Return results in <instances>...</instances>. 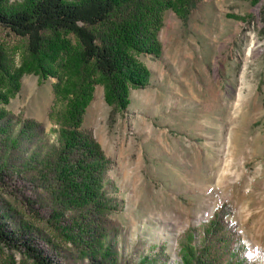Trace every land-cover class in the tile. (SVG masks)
I'll use <instances>...</instances> for the list:
<instances>
[{
  "label": "rangeland",
  "instance_id": "1",
  "mask_svg": "<svg viewBox=\"0 0 264 264\" xmlns=\"http://www.w3.org/2000/svg\"><path fill=\"white\" fill-rule=\"evenodd\" d=\"M158 37V54L133 53L149 74L124 107L98 80L85 108L83 127L112 161L103 189L116 205L99 252L109 264H184L190 231L202 234L227 203L250 264H264V0H200L186 16L168 8ZM0 44L12 74L0 72V226L24 228L57 264H89L85 238L49 222L34 163L59 145L73 78L61 55L58 75L24 68L27 38L1 25ZM28 119L37 129L20 133ZM20 244L0 236V264H36Z\"/></svg>",
  "mask_w": 264,
  "mask_h": 264
},
{
  "label": "trees",
  "instance_id": "2",
  "mask_svg": "<svg viewBox=\"0 0 264 264\" xmlns=\"http://www.w3.org/2000/svg\"><path fill=\"white\" fill-rule=\"evenodd\" d=\"M199 1L0 0V25L27 38L29 59L24 68L57 74L50 66L61 55L65 80L73 78V87L67 91L72 98L59 129V145L34 163L44 172L40 179L47 189L49 222L53 226L67 222L72 239L85 238L81 249L92 250L86 253L89 264H109L108 255L99 250L109 233L104 225L106 213L116 205L103 189L111 158L82 125L93 86L98 80L104 81L108 100L115 108L124 107L129 86L144 85L149 74L133 53L158 54L164 11L174 7L179 15L186 16ZM0 72L12 76L1 44ZM62 78L59 76V82ZM31 122L36 123L24 121L20 133L36 130ZM0 168L3 177L6 167L1 162ZM230 213L231 207L223 203L203 223L202 234L198 228L190 231L194 237L186 247L189 257L184 264H250L246 246L227 218ZM20 229L17 234L9 233L0 226V236L21 243L36 264H57L27 230Z\"/></svg>",
  "mask_w": 264,
  "mask_h": 264
},
{
  "label": "bare ground",
  "instance_id": "3",
  "mask_svg": "<svg viewBox=\"0 0 264 264\" xmlns=\"http://www.w3.org/2000/svg\"><path fill=\"white\" fill-rule=\"evenodd\" d=\"M225 169V168H224Z\"/></svg>",
  "mask_w": 264,
  "mask_h": 264
}]
</instances>
